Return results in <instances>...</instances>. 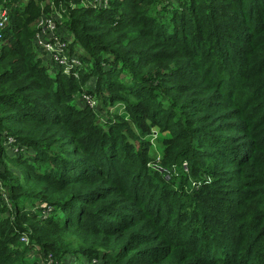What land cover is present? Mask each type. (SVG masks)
<instances>
[{"label":"trees","instance_id":"obj_1","mask_svg":"<svg viewBox=\"0 0 264 264\" xmlns=\"http://www.w3.org/2000/svg\"><path fill=\"white\" fill-rule=\"evenodd\" d=\"M54 2L75 5L77 74L35 44ZM82 3L0 0V136L23 149L0 143V264H39L32 246L61 264H264V0ZM117 105L131 124L103 116ZM153 129L162 171L188 173L148 168Z\"/></svg>","mask_w":264,"mask_h":264},{"label":"built area","instance_id":"obj_2","mask_svg":"<svg viewBox=\"0 0 264 264\" xmlns=\"http://www.w3.org/2000/svg\"><path fill=\"white\" fill-rule=\"evenodd\" d=\"M110 2L111 0H84L83 5L94 9H101L109 7ZM70 6L71 7H69L68 9H64L62 5L54 6V4H52V11L49 16H43L46 18L42 17L38 22L36 30L37 32L35 36L36 47L40 49L43 54L47 55L45 56V58L48 57L47 61L49 59L52 60L56 65L62 68L64 73L68 75L77 74V72H79L83 67V64L79 58L66 56V52L70 50V45L60 35V30L69 22V12L75 5L70 4ZM54 14L57 15L55 18L51 16ZM63 19H65L67 22H63ZM8 24L9 16L7 14V11L2 10L0 13V45L4 38V31ZM83 101H85L92 109H95L97 107V102L87 95L83 96ZM2 142L10 153L17 155L21 151H23V149L16 144V140H14L13 138H9L6 135L0 136V143ZM21 242L26 244L27 246L31 245V241L28 235L25 234L22 235ZM45 264L61 263L54 260L53 258H49L47 261L45 260Z\"/></svg>","mask_w":264,"mask_h":264},{"label":"rangeland","instance_id":"obj_3","mask_svg":"<svg viewBox=\"0 0 264 264\" xmlns=\"http://www.w3.org/2000/svg\"><path fill=\"white\" fill-rule=\"evenodd\" d=\"M160 1H162V4H158V6H157L159 10H161L163 8V5H171L172 8H179L180 11H183V7L181 6V4H182L181 2H183L185 0H160ZM83 2H84V0H83ZM56 5L57 4L54 2V6H56ZM81 5H83V3L80 4V6ZM83 6L87 9H89V7H87L85 5H83ZM51 16L53 18H55L57 15L54 14ZM43 18H46V17H43ZM62 21L67 22L65 19H63ZM65 32H68L67 25L64 29L61 30L60 35L62 38H64L69 43V45L74 44L76 42V39L73 36V34H71L69 32H68V34H66ZM41 53L43 54L42 51H41ZM81 54H82V56H84V49L80 46V44L78 42L76 43V45H74L73 53L71 50L66 52L67 57L70 56V57L78 58ZM44 60L46 61L47 58H44ZM51 64L53 65L54 63L52 62ZM89 97H91V96H89ZM91 98L97 102L96 99H94L93 97H91ZM78 103L80 104V107L82 109L85 108V104L88 105L85 101H83V97H82V101H81V99L78 100ZM97 105H98V103H97ZM95 109H97V107ZM95 109H93V110H95ZM103 116H106L109 120H111L112 124H115L116 122H118V119H120L123 122L131 124V118L128 115L126 107L124 105H117L115 107H111L109 110V113H104ZM135 131H137V130L135 129ZM168 138H169V133H161L160 134L157 130H154V129L152 130L151 135L146 138V142L149 144V148H148L147 153L151 156V161L148 164V168L154 172L160 171L162 173H166V172L162 171L161 161H162V158L164 156L163 149L165 150L163 140H166ZM135 144H137V143L135 142ZM3 166H4V169L7 170L8 172H10L12 175H13V172H15V171H16V174H18V170L13 169L10 165L6 164ZM186 173H188L187 163L183 162L181 164L180 169H177V168L171 169L170 172L166 173V176L168 179H170L172 177L173 178L179 177V176H181V174H186ZM0 183L3 186V183L1 180H0ZM1 185H0V190H4L1 187ZM200 185H201V183H193L192 189L198 190ZM31 206H33V205L30 202L28 207H31ZM43 215L46 216V219L49 218V215L47 213H44ZM33 250H34V252L31 253V255L37 256L35 254L36 246L33 248ZM37 260L40 261L39 264H45L44 260H42V261L40 259H37Z\"/></svg>","mask_w":264,"mask_h":264},{"label":"clouds","instance_id":"obj_4","mask_svg":"<svg viewBox=\"0 0 264 264\" xmlns=\"http://www.w3.org/2000/svg\"><path fill=\"white\" fill-rule=\"evenodd\" d=\"M1 45H2V43H1ZM0 45V46H1ZM25 235H28L27 233L25 234ZM28 237H29V239H30V236L28 235ZM30 241H31V239H30ZM20 242H21V238H20ZM22 243V242H21ZM22 244H24V243H22ZM25 246H27L26 244H24ZM32 246V243H31V245L30 246H27V247H31ZM35 246H32V248H34ZM38 252H37V249L35 250V254L37 255V256H39L38 254H37ZM36 257V256H35ZM41 257V256H40ZM41 260H44V262H45V259L44 258H42L41 257Z\"/></svg>","mask_w":264,"mask_h":264},{"label":"crops","instance_id":"obj_5","mask_svg":"<svg viewBox=\"0 0 264 264\" xmlns=\"http://www.w3.org/2000/svg\"><path fill=\"white\" fill-rule=\"evenodd\" d=\"M3 10V9H2ZM2 10H0V11H2ZM1 13V12H0ZM2 46V45H1ZM1 46H0V49H1ZM38 254V253H37ZM39 255V254H38ZM37 259H40L41 260V258H40V256H36V260ZM38 261V260H37ZM42 261V260H41Z\"/></svg>","mask_w":264,"mask_h":264}]
</instances>
